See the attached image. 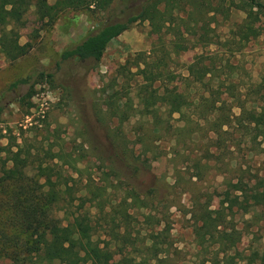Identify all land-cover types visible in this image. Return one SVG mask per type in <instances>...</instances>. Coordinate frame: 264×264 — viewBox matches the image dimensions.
<instances>
[{
  "label": "rangeland",
  "instance_id": "obj_1",
  "mask_svg": "<svg viewBox=\"0 0 264 264\" xmlns=\"http://www.w3.org/2000/svg\"><path fill=\"white\" fill-rule=\"evenodd\" d=\"M140 4L141 0H96L90 7L60 12L52 23L38 16L32 6L20 36L21 44H33L32 50L11 61L0 49V103L5 107L0 114L1 144L17 142L24 154L31 152L29 163L10 161L0 166V264H16L15 252L23 254L32 245L38 246L29 236L32 230L22 225L23 209L28 207L37 210L45 223L53 218L67 224L75 213H88L95 239L108 247L107 259L114 264L146 246H153L163 258L159 264H212L216 255L218 259L223 257L214 241L216 228L193 216L196 207L216 211L223 208L228 158L205 164L211 143L208 136L214 135H207L205 130L194 136L182 132L179 128L184 120L179 113L169 118V129L155 126L161 120L167 125L164 108L159 112L160 119L137 116L120 127L104 101L105 89L107 94H114V89L126 88L132 103H138L136 89L142 82L136 73L138 54L150 51L154 42H168L171 37L164 29L155 31L151 25V18L159 14L160 3L149 12L148 19L134 23L112 39L99 62L61 61L65 49L105 23L126 19ZM238 6L232 13L233 22L244 21L250 3L242 0ZM204 24L185 30L186 41L180 44L179 53H172L174 80L170 86L179 93L198 96L202 85L189 91L187 77L192 71L201 74L202 61L218 52L219 63L229 61L236 68V85L246 107L261 104L264 17L246 23L244 39L234 54L228 51L225 41L229 26L219 29L215 23ZM41 73L52 76L41 78ZM27 76H32L30 83L10 88ZM31 86L33 96L28 98ZM227 102L232 105L236 100L230 98ZM115 143L122 145L119 150ZM235 157L239 165H249L264 174V154L246 153L242 146ZM200 158L202 167L197 169L195 163ZM41 164L55 186L64 190L62 200L50 205V211L44 210L42 192L48 186L46 177L40 175ZM132 191L138 196L134 201ZM145 200L152 201V205L146 207ZM114 208L127 209L133 215L130 223L116 228L122 234L129 230L133 243L114 240L117 225L110 220ZM228 220V226L234 225L242 232L237 247L244 255L264 250V208L247 214L236 212L228 215Z\"/></svg>",
  "mask_w": 264,
  "mask_h": 264
},
{
  "label": "trees",
  "instance_id": "obj_2",
  "mask_svg": "<svg viewBox=\"0 0 264 264\" xmlns=\"http://www.w3.org/2000/svg\"><path fill=\"white\" fill-rule=\"evenodd\" d=\"M95 1L56 0L55 3H51L49 0H0L1 51L9 60L15 61L32 50L33 44L20 43L21 30L26 24V14L32 6L35 7L38 16L52 23L60 12L68 8L90 7ZM127 1L131 0H123L125 3ZM238 1L242 0H141L138 10L128 15L126 19L105 23L95 33L89 34L80 43L61 53V61L99 62L112 39L134 23L148 19L149 12L160 3L159 14L151 18V25L155 31L164 29L171 37L168 42L165 40L154 42L150 51L138 54L136 73L142 79L136 89L138 103H132L131 92L126 93V88L114 89V94H107L108 90L105 89L104 101L120 127L137 116L160 119L159 112L164 108L167 125L162 124L161 120L156 122L155 126L169 129V118L179 113L184 120L183 127L179 128L182 132L194 136L205 130L207 135L211 133L214 135L208 136L211 143L206 149L205 164L206 166L210 165L209 162L217 164L228 158L224 178L226 188L221 200L223 208L216 211L196 207L193 212L198 221L209 223L216 228L217 235L214 241L223 257L218 259L216 255L212 264H264V250L255 249L249 255H244L237 247L242 232L234 225H227L228 215L236 212L247 214L258 207L264 208V174L253 171L249 165L247 167L239 165L235 157L236 150L242 146L246 153L264 154V95L260 100L261 104H254L252 108L246 107L242 100V92L236 85L235 77L238 74L236 68L229 61L219 63L218 52L205 58V62L202 61L201 74L192 71L187 77L190 81L187 86L190 88L189 91L200 84L201 93L193 97L191 92L179 93L170 86L174 80L170 61L172 53H179L180 44L187 39L185 30H195L200 27V23L207 25L215 23L219 29L229 26L225 41L228 51L234 54L244 39L246 23L253 24L258 18L264 17V0H245L250 3V8L244 21L233 22L231 17L233 10L239 7ZM220 61H223V58ZM48 76L52 74H40L41 78ZM31 79L32 76L20 78L13 82L10 88L30 83ZM33 88L34 86H31L28 98L33 96ZM230 98L235 99L236 103L228 104L227 100ZM4 109V105L0 103V114ZM121 146L117 143L114 145L116 150ZM30 155V151L24 154L23 147L17 142L3 146L0 137V166H6L10 161L29 163ZM201 165L200 158L196 160L195 167L201 169ZM40 169H42L40 175L46 177L48 186V189L42 192L43 197L41 196L47 203L44 210L50 211V205H57L62 200L64 190L61 186H55L52 176L46 173L47 168L43 170L42 164ZM132 193L134 201L138 196L134 191ZM144 203L146 207L152 205V201L145 200ZM23 213L22 225L25 230H32L29 236L34 237L38 246L32 245L33 248L23 254L15 252L13 257L16 264H114L107 259L108 247L101 246L99 240L95 239V227L88 213H75L67 224L53 218L45 223L39 212L37 215V210L29 207L24 208ZM132 218L133 215L127 209L114 208V212L112 210L110 214V220L117 225L115 229L121 228L122 223H130ZM115 229V241L134 242L129 230L123 231L122 234ZM154 249L153 246H146L144 250H135L133 254L124 256L120 264L163 262V258H160Z\"/></svg>",
  "mask_w": 264,
  "mask_h": 264
}]
</instances>
